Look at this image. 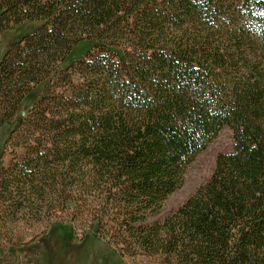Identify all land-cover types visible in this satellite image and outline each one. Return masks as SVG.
Here are the masks:
<instances>
[{
  "label": "trees",
  "instance_id": "1",
  "mask_svg": "<svg viewBox=\"0 0 264 264\" xmlns=\"http://www.w3.org/2000/svg\"><path fill=\"white\" fill-rule=\"evenodd\" d=\"M24 21L0 56V127L25 147L4 221L93 223L140 263L264 264V0H0V34ZM225 126L233 149L157 218Z\"/></svg>",
  "mask_w": 264,
  "mask_h": 264
},
{
  "label": "rangeland",
  "instance_id": "2",
  "mask_svg": "<svg viewBox=\"0 0 264 264\" xmlns=\"http://www.w3.org/2000/svg\"><path fill=\"white\" fill-rule=\"evenodd\" d=\"M38 24L24 21L15 27L4 30L0 34V56L7 45L34 30ZM92 43L76 48L69 61L83 53ZM44 87L35 89L22 102L21 112L33 104L43 93ZM16 117L0 127V173L10 160L21 156L25 147L15 145L18 140L9 139L5 142L14 125ZM233 131L225 126L218 136L201 152L187 168L182 187L172 193L165 201L157 218L162 219L172 213L187 197L211 176L216 156L219 152H230L233 149ZM0 215V264H147L139 262L127 255L121 256L113 251L106 241L96 234V226H76L68 223L64 226H54L46 235L50 222L29 218L18 223L4 221ZM32 241L28 248L16 247V242Z\"/></svg>",
  "mask_w": 264,
  "mask_h": 264
}]
</instances>
